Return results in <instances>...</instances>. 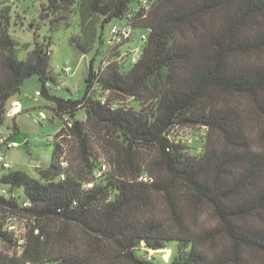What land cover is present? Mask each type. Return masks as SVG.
<instances>
[{
    "label": "trees",
    "instance_id": "16d2710c",
    "mask_svg": "<svg viewBox=\"0 0 264 264\" xmlns=\"http://www.w3.org/2000/svg\"><path fill=\"white\" fill-rule=\"evenodd\" d=\"M132 2L40 5L50 25L77 14L71 43L83 54L112 59L137 30L146 36L127 71L116 60L94 69L92 58L78 100L49 92L51 39L18 60L28 45L9 35L0 12V118L36 76L62 123L53 160L36 177L1 166L11 190L0 194V264H154L148 252L169 243V264H264V0H155L139 12ZM114 20L131 22L133 34L109 45L103 29ZM123 99L140 109L115 105ZM174 128L206 129L204 149L190 154L170 138ZM61 141L76 145L72 171ZM9 216L23 228L19 253Z\"/></svg>",
    "mask_w": 264,
    "mask_h": 264
},
{
    "label": "rangeland",
    "instance_id": "374dc122",
    "mask_svg": "<svg viewBox=\"0 0 264 264\" xmlns=\"http://www.w3.org/2000/svg\"><path fill=\"white\" fill-rule=\"evenodd\" d=\"M46 0H0V12L7 18L3 25L8 27L9 35L19 44H27L26 48L16 50V58L25 60L29 51L34 49V43H43L44 39H51L50 58L48 67L56 77L55 83L48 86L52 95L61 98H71L73 100L81 99L85 90L84 76L89 68V61L93 58V68L96 69L100 64L101 68H106L110 62L115 61L122 71H127L135 62L132 61L137 55H141V43L138 41L143 33L137 30L132 40L125 43L117 51L118 56L112 59H101L100 55H95V49L89 53L83 54L74 47L71 39L80 35L79 20L76 13H69L67 18L61 19L58 23H48L40 18V5ZM139 0H133L130 4L135 7ZM52 18H56L51 16ZM124 20H114L106 24L103 29V39L108 41L109 29L112 24L123 25ZM54 25H56L54 27ZM50 28L52 31H50ZM105 47L101 48L103 51ZM68 65L71 73H64L63 68ZM40 83L36 76L26 79L20 87L19 92L15 93L11 100H17L22 108L21 113H7L11 103L5 106V114L0 118V139H7L9 143L17 144L15 148H4L6 160L11 165V171H22L31 177H36V168L47 167L53 160V142L48 138L54 137L62 126L59 119L53 118V114L47 108L49 105L43 97L37 96L40 91ZM237 100V98H234ZM243 99H239L242 102ZM238 101V100H237ZM244 101V100H243ZM116 106H126L136 111L140 109L138 102L132 99L117 100ZM45 119L40 121L41 116ZM77 118L84 121L82 110L77 113ZM207 131L204 128H174L170 132V138L186 142L190 147L189 153H200L204 149L205 137ZM63 143L65 154L61 158L63 167L69 171L74 168L76 156V145L72 141ZM97 143V142H96ZM98 152L108 161L107 155L96 144ZM67 162H66V161ZM76 164V163H75ZM7 170L2 169L0 165V176ZM11 187L0 182V194L8 196ZM15 196L23 197L22 188H13ZM211 217L203 216L202 221L207 222ZM207 220V221H206ZM210 221V220H209ZM212 221L209 222V224ZM19 230L22 225H18ZM6 249L0 245V251ZM141 255V252H137ZM176 250L173 243L166 245L165 249L158 251H149L148 257L154 264H169L175 257Z\"/></svg>",
    "mask_w": 264,
    "mask_h": 264
},
{
    "label": "built area",
    "instance_id": "2783aa9c",
    "mask_svg": "<svg viewBox=\"0 0 264 264\" xmlns=\"http://www.w3.org/2000/svg\"><path fill=\"white\" fill-rule=\"evenodd\" d=\"M153 1L155 0H139V4L135 7V12H139L140 10H147L149 4H151ZM133 34V27L131 22H127L125 21L123 23V25H118V24H113L110 26L109 29V38L107 43L109 45H112L113 43H118L121 39L124 38H128ZM146 39V36L143 34L140 37V42L143 43ZM140 58V56L137 55L136 58H133L132 61L136 62L138 59ZM64 73H71V68L70 66L66 65L63 68ZM37 96H39V93H36ZM14 110H16L18 108L17 105L14 106ZM43 119H45V117L42 115L40 121H42ZM51 141L55 140V137H50L48 138ZM0 165L5 168V169H10L11 165L10 163L6 160L4 152L2 151V148H15L17 147V144L15 143H9L7 141V139H0ZM108 167L106 165L102 166V170H106ZM143 180H147V176H143ZM6 226L8 228V230L10 231H14L16 233V235L18 236V241H17V250L18 253L21 251V246L23 244V238L20 236L22 234L23 230H19L17 228L18 225H21L17 219V217L15 216H9L6 218L5 220ZM23 229V228H22Z\"/></svg>",
    "mask_w": 264,
    "mask_h": 264
},
{
    "label": "crops",
    "instance_id": "0c3cea01",
    "mask_svg": "<svg viewBox=\"0 0 264 264\" xmlns=\"http://www.w3.org/2000/svg\"><path fill=\"white\" fill-rule=\"evenodd\" d=\"M37 92H38V91H37ZM37 92H36V93H37ZM10 103H11V105L9 106V109H8V112H7V113H13V115H14V114H19V113H21L22 108L20 107V104L18 103L17 100H11ZM15 105L18 106V108H17L16 110H14V109H15V108H14ZM6 149H7V148H6ZM2 150H3V148H2Z\"/></svg>",
    "mask_w": 264,
    "mask_h": 264
}]
</instances>
